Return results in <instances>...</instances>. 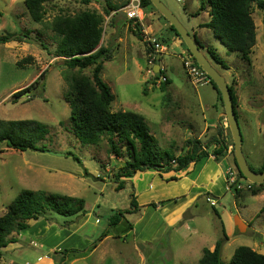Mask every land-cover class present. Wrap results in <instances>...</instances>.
Segmentation results:
<instances>
[{
    "label": "rangeland",
    "instance_id": "rangeland-1",
    "mask_svg": "<svg viewBox=\"0 0 264 264\" xmlns=\"http://www.w3.org/2000/svg\"><path fill=\"white\" fill-rule=\"evenodd\" d=\"M128 1L49 0L44 7L43 22L35 23L29 18L23 0H0V37L19 35L26 40L0 44V121L34 120L48 129L45 140L37 144L44 151L0 149V216L23 190L84 201V215L70 219L51 213L46 216L48 221H30L26 230L19 236L14 235L18 242L2 249L1 264H35L38 257L46 259L42 264H49L50 260L58 264L65 252V264H197L202 249H213L222 240L223 264H228L235 249L242 246L264 255V200L244 189L240 190L243 196L225 190L220 175H215L213 184L207 186L205 173L216 172L215 161L202 158L195 162L194 168L190 167L188 175L178 176L171 171L167 179L164 175L168 172L139 173L134 179V176L125 179L124 188L117 191L113 176L131 161L128 146L118 143L120 156L115 157L108 152L106 138L90 145L82 144L74 136L65 95L70 78L77 71H69L63 59L54 58L60 38L52 32L51 23L58 16L73 17L82 11L96 12L103 17L100 45L111 50L112 59L104 62L101 79L114 95L112 110L141 115L159 153L179 156L187 150L186 141L198 140L205 122L214 117L212 106L217 102L216 92L210 84L191 85L177 58L180 50L172 42L156 62L162 69L158 79L165 76L169 83L158 84L152 80L148 73L146 41L141 33L133 35L135 25L127 23L123 14ZM160 1L190 35L197 32L203 46L215 50L227 67L215 65L233 87L239 106L236 115L242 152L248 165L257 170L256 165L264 156L261 132L264 110L260 107L264 98L263 11L253 7L256 45L250 61L245 62L237 54L227 52L210 31L197 29L198 24L209 21L208 13L191 15L202 4L206 9L208 0ZM109 6L119 9L106 16L104 9L109 10ZM150 29L159 34L156 22L151 23ZM26 57H32V61L19 67L17 63ZM81 74L90 76L91 69ZM18 92L19 96L13 98ZM210 140L198 141L204 146ZM211 150L212 146L208 148ZM229 157L232 159V154ZM225 162H221V167ZM204 164H207L204 174L201 173L196 183L199 187L192 189L188 180L197 177ZM169 177H175L176 181L168 180ZM187 187L188 199L195 196V200L177 226L166 227L161 212L148 206L133 214H124L119 224L109 226L113 213L130 209L131 195L142 207L169 198L162 197L166 194L161 188H169L174 197ZM235 217L245 224L241 233L234 225ZM105 232L107 236L100 241Z\"/></svg>",
    "mask_w": 264,
    "mask_h": 264
},
{
    "label": "trees",
    "instance_id": "trees-1",
    "mask_svg": "<svg viewBox=\"0 0 264 264\" xmlns=\"http://www.w3.org/2000/svg\"><path fill=\"white\" fill-rule=\"evenodd\" d=\"M48 1L24 0V7L33 22H43L45 17L44 4ZM84 1L88 2V0ZM254 6L263 11L264 0H208L209 22L202 25L203 28L212 32L213 36L226 48L227 52L237 54L245 62L250 61V56L256 45V28L252 17ZM118 9L115 6L110 7V11L104 9V14L110 16L112 12H116ZM140 9L157 15L168 26V30L180 39L175 29L155 10L149 0H140ZM206 9L205 5L202 4L198 12L192 17L197 16ZM102 24L103 17L96 12L90 11H82L73 17L58 16L54 18L51 23V30L60 38V43L57 45L53 55L54 58L63 59L69 71H77V74L72 75L70 78L69 89L65 95L70 108L69 121L74 136L82 144L90 145H97L103 138H106L109 147L108 152L115 157L120 156V151L117 147L118 143L126 144L129 148L131 161L120 167L113 176L116 190L123 189L126 182L125 179H130L139 172L150 170L157 173L179 172L186 169L190 164H195L198 160L209 156L215 162H220L226 155L227 147L233 146L228 128V142L221 134L218 138H210L211 140L205 143L204 146L198 140H187V150L185 152L179 156H170L167 152L161 154L157 148L155 149L154 138L150 135L145 119L141 115L134 112H115L112 110L111 104L114 101V95L101 79L104 62L112 59L111 50L100 45L103 35ZM132 32L135 36L140 35V29L137 24L132 29ZM24 38L25 36L21 37L19 35L1 36L0 44L9 42L23 43L26 41ZM194 39L201 48L200 42L196 38ZM158 41L162 45L166 43L162 39ZM146 44V54H148L151 52V47L149 43L146 42ZM182 45L189 53L183 42ZM39 46L42 49H46L43 44H39ZM206 54L214 64L222 69H227L215 50L208 47ZM31 61L32 57H26L19 61L17 65L21 67ZM86 69H91L90 76L81 74ZM161 74V71H159L158 74H154V78H158ZM164 84L167 85L168 82ZM210 85L216 91L220 105L223 107L217 88L211 81ZM228 87L235 111L236 98L232 87ZM19 94L20 92L15 93L12 97H18ZM47 135L48 129L46 125L38 121H0V149L5 147L19 152L27 150L44 151V147L39 148L37 144L44 141ZM211 146L212 150L208 151ZM231 154L233 156V148ZM232 160L233 165L237 169L234 157ZM172 161H174V164H172ZM263 169L264 160L260 169L252 170L261 172ZM238 174L242 177L239 171ZM172 180L175 179L172 178ZM230 190L234 191L237 196H243L242 191ZM261 191H264V182L260 185L253 184L249 193L251 196H256ZM165 202L164 200L139 207L135 197L131 195L130 209L113 213L109 217V226L119 224L121 219H124V214H133L139 211V208L146 206L156 209L163 206ZM51 213L70 219L84 215V201L74 197L46 195L40 191L23 190L6 207L5 213L0 216V264L2 249L17 242V238L14 235H19L26 230L30 221H38L40 219L48 221L49 218L46 216ZM68 224L69 221L67 222ZM128 225L131 230V224L128 223ZM106 236L107 232L103 234L100 241ZM222 245L223 240L217 241L213 250L202 249L201 258L197 264H223L220 257ZM66 254L67 252L62 253L58 264H65ZM228 264H264V255L242 246L235 249Z\"/></svg>",
    "mask_w": 264,
    "mask_h": 264
},
{
    "label": "crops",
    "instance_id": "crops-1",
    "mask_svg": "<svg viewBox=\"0 0 264 264\" xmlns=\"http://www.w3.org/2000/svg\"><path fill=\"white\" fill-rule=\"evenodd\" d=\"M130 1V0H129ZM128 1V2H129ZM24 2V0H23ZM55 3V1H53V4ZM128 4V3H127ZM126 4V5H127ZM125 5V6H126ZM124 6V7H125ZM44 7H45V4H44ZM142 11V10H141ZM207 13H208V9L205 10ZM117 12V11H116ZM115 12V13H116ZM197 13V12H195ZM194 13V14H195ZM124 14V13H123ZM192 14V15H194ZM191 15V16H192ZM199 15V14H198ZM197 15V16H198ZM142 16H143V25H144V29L147 33H149L151 35V37H155L156 39H162V40H165L166 43H163V47H167V44L169 42H172L173 46L177 49L180 50V53L177 55V58L179 59L180 56L184 55L187 53V51L185 50L184 46L182 45V41L180 39H178L177 37H175L169 30H168V26L162 22L159 17L157 15H155L154 13H148V12H144L142 11ZM196 17V16H195ZM208 18H209V15H208ZM129 21H127L128 23ZM152 22H156L158 24V32L159 34H155V32L151 31L150 29V25ZM209 21H206L204 23H200L198 24L197 26V29L199 30H207V31H210L206 28H202L201 26L208 23ZM211 32V31H210ZM197 32H193V35H191L193 38H196L198 40V42H200L201 44V52L206 56V58L208 59V61L213 65V67L216 69L215 65L207 56L206 53V49L208 47H205L203 46L202 44V41L200 39L197 38ZM212 33V32H211ZM190 35V34H189ZM213 35V34H212ZM160 36V37H159ZM214 37V36H213ZM215 38V37H214ZM215 40V39H214ZM216 41V40H215ZM119 45V44H118ZM205 48V49H204ZM211 48V47H209ZM203 49V50H202ZM165 51H166V48H165ZM165 51L163 53H161V57L160 59L162 58V55L165 53ZM180 61V59H179ZM181 63V62H180ZM182 66V65H181ZM155 68V65L154 67ZM161 67L159 66V71H161ZM217 70V69H216ZM218 71V70H217ZM219 72V71H218ZM220 74V72H219ZM221 75V74H220ZM222 76V75H221ZM224 78V77H223ZM167 82H168V79H167ZM169 83V82H168ZM227 83V82H226ZM228 85V84H227ZM233 85H236L235 82H233ZM229 86V85H228ZM232 87V86H231ZM233 89V87H232ZM215 91V90H214ZM216 92V91H215ZM216 97H217V93H216ZM237 102V100H236ZM214 108V117L213 119L211 118L210 120H208V122H205V126H204V129L200 132V134L198 135V140L199 139H202V138H218L219 135L221 134L223 136V138H225V140L228 142L229 141V132L227 130L228 127H226V120L223 116V107H221V105H219V100L217 98V102L214 103V105L212 106ZM235 111L237 109H239V106H235ZM261 109L264 110V98H263V103L260 105ZM164 129V127H163ZM261 132H263V135H264V122L261 123ZM207 162L208 161H214V159L209 156L208 158H206ZM263 160H264V156L262 157L261 161L259 163H257L256 165V169H260L261 166H262V163H263ZM226 161V162H225ZM221 162H225L224 163V166L222 165L221 167ZM233 164V160L230 159L229 155H225L220 162H216V167H215V170L216 172L214 174H211V171H209L208 173H205L206 174V181L208 182L207 186L209 185V183L213 184L214 182V179H215V175L217 176H221V178L223 179L224 181V184H225V175H224V170L225 168L228 166V165H232ZM248 164V163H247ZM207 164H204V166L199 169V173L197 175V177H195L194 179H190L188 180L189 182V185L191 186V188H195V187H199L196 185L198 179H199V176L201 175V173L204 172L205 168H206ZM190 167H195L194 164H191L190 166H188L186 169L184 170H181L179 172H176L178 173L179 175L178 176H181V175H188L187 171L190 170ZM250 167V166H249ZM251 168V167H250ZM253 169V168H252ZM254 170V169H253ZM151 171V170H150ZM145 172H148V171H145ZM155 172V171H154ZM139 173H143V172H139ZM137 173V174H139ZM175 173V172H174ZM135 174V176L137 175ZM165 174V173H163ZM172 173L168 172V174H165L164 175V178L167 179L168 176H170ZM204 174V173H203ZM168 175V176H167ZM135 176L133 177V179L135 178ZM175 179V177H174ZM180 179V178H179ZM170 181H176L175 180H172V177H169ZM186 180V179H185ZM187 181V180H186ZM166 188V187H165ZM165 188H161L163 190V194H166L162 197H169V198H165L164 200L166 201L164 203L163 206L161 207H157L156 209L159 210L163 216V220H164V223H165V226L166 227H174V226H177V224H180V222H182V219H183V215L184 213L188 210V208L193 204L194 202V198L195 196H193L192 198L188 199L187 197V192L189 191V187L186 188V190H182V194L178 195V196H174L172 197V191L168 188V189H165ZM181 189H184V186L182 185L181 186ZM180 189V190H181ZM225 190L226 189V184H225ZM136 195V193H135ZM257 196L261 199V200H264V191H261L257 194ZM172 197V198H171ZM151 203H155V202H151ZM150 204V203H149ZM264 210V208H263ZM16 236H19V235H16ZM17 238V237H16ZM17 242H18V238H17ZM16 242V243H17ZM14 243V244H16ZM214 248V247H213ZM210 250H213V249H210ZM42 262L46 263V259L43 261V258L42 257H38L37 258V263L35 264H42ZM48 262V261H47ZM49 264H52L51 263V260L49 261Z\"/></svg>",
    "mask_w": 264,
    "mask_h": 264
},
{
    "label": "water",
    "instance_id": "water-1",
    "mask_svg": "<svg viewBox=\"0 0 264 264\" xmlns=\"http://www.w3.org/2000/svg\"><path fill=\"white\" fill-rule=\"evenodd\" d=\"M151 5L155 10L175 29L181 41L184 43L186 49L189 51L192 58L195 60L196 64L203 70L211 82L217 88L221 102L223 105V116L227 122V127L229 129L232 138V148L233 157L238 171L241 173L242 177L252 184L260 185L264 182V169L261 172H254L243 155L242 152V135L239 128L238 120L234 111V106L232 102V97L229 91V87L219 72L213 67V65L208 61L206 56L201 52L200 47L196 43L195 39L189 35L188 31L181 25V23L175 18V16L170 13V11L161 3L160 0H149ZM262 28H263V43H264V10L262 17ZM161 54L159 53L156 58V62L159 61ZM153 73H159V65L155 64L153 68ZM56 156H62V154L53 153ZM234 225L237 230L241 233L243 232L245 224L238 218L235 217Z\"/></svg>",
    "mask_w": 264,
    "mask_h": 264
},
{
    "label": "built area",
    "instance_id": "built-area-1",
    "mask_svg": "<svg viewBox=\"0 0 264 264\" xmlns=\"http://www.w3.org/2000/svg\"><path fill=\"white\" fill-rule=\"evenodd\" d=\"M177 2H181L182 0H176ZM123 13L125 18L128 21H131L134 25H138L140 29V33L143 39L149 43L151 47V52L147 54V65L150 68L148 73L152 75V80L158 84L166 83L167 78L165 76H161L160 79L154 78L153 67L156 64L157 55L163 53L165 48L161 43H159L158 39L155 37H151L149 33H147L144 29V25L142 23L143 16L142 11L140 9V0H130L128 4L123 8ZM182 68L185 71V74L194 87H201L210 84V79L206 75V73L201 70V68L196 64L195 60L189 53H186L179 57ZM227 127V124H226ZM232 151V146L227 147L226 155H230ZM174 164V161H172ZM225 175V184L226 189H235L236 191L240 190H251L253 184L249 181L245 180L243 177H240L236 167L232 165H228L224 170ZM207 202L210 203L211 206H215V203L210 199H207Z\"/></svg>",
    "mask_w": 264,
    "mask_h": 264
}]
</instances>
